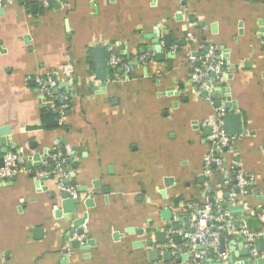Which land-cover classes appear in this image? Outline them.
<instances>
[{
	"label": "crops",
	"instance_id": "obj_1",
	"mask_svg": "<svg viewBox=\"0 0 264 264\" xmlns=\"http://www.w3.org/2000/svg\"><path fill=\"white\" fill-rule=\"evenodd\" d=\"M0 6V126L11 129L8 152L45 155L42 164L51 167L27 168L0 182V264H193L184 237L175 245L168 234L165 243L156 242L155 234L170 231L166 223H178L180 214H187L182 224L189 228L191 203L207 204L215 216L244 204L242 215L225 219L224 212L214 221L224 252L218 242L201 264H264V251L243 242L248 234L264 238V0H49L47 6L11 0ZM96 46L130 67L108 76L104 91L94 73ZM209 50L220 73L210 85L193 78ZM47 76L57 83V102L68 104L54 127L44 125L50 109L36 82ZM227 95L243 133L224 150L207 137L212 119L227 113ZM53 153L60 155L58 166ZM210 154L219 166L206 161ZM43 171L49 176L36 186ZM237 171L251 185L234 203L229 192ZM68 187L80 201L71 218L86 213L80 248L67 241L74 226L62 212L61 191ZM78 187L93 195L91 206ZM236 220L243 224H229Z\"/></svg>",
	"mask_w": 264,
	"mask_h": 264
},
{
	"label": "water",
	"instance_id": "obj_2",
	"mask_svg": "<svg viewBox=\"0 0 264 264\" xmlns=\"http://www.w3.org/2000/svg\"><path fill=\"white\" fill-rule=\"evenodd\" d=\"M2 10V6H0V11ZM168 37L165 36V43H167V39ZM153 43V47L154 49L157 51V55L161 56V45L159 43V40H152ZM205 51H207V48L205 49ZM204 51V52H205ZM195 55L197 56L198 54L195 53ZM93 57H94V73H95V77L100 80L102 82V87H101V91H104L106 88V82L108 79V62H107V52H106V48L105 46H96L93 48ZM197 66H200L201 62L197 61ZM220 73H216L215 71H209L206 75H202L200 77V81H205L208 85H210V81L209 78H215L217 76H219ZM54 78V77H53ZM65 83H61V86H64ZM53 91L56 93L57 88H54ZM226 91L228 92V89H222V92ZM203 95L209 94L211 97L216 94V92H211L208 93L207 90H203L202 91ZM226 101L225 103H223L222 107L224 108V110L227 111V113H225L222 116V126L225 130V133L229 136H237V135H241L243 133V125H242V120H241V114L237 111H234L235 108L231 102V98L229 95L223 97ZM221 102L220 101H215V105L216 106H221L220 105ZM44 125L45 126H57L58 123L60 122V115L58 114V112L56 111H52L49 110L46 113H44ZM41 124L38 125H27L25 127L26 130L28 129H36L41 127ZM11 134V129L8 125L5 126H0V167L3 166L4 164V159H3V155H5L8 152V148L9 145L7 144L6 141V135ZM228 147H223L224 150H226ZM62 152L64 153L65 150L62 149ZM49 153V151L47 152ZM18 160L19 161H24L25 163V167L30 169L32 167H40V168H46L47 170H50V166H46L42 164V160H45V155H40L38 153H35L31 156H24L21 152H18ZM72 157V155H71ZM32 162V163H31ZM47 177H43L40 178L38 181H35V185L39 186L40 184H42V182L44 181V179H46ZM16 179V175L13 176L11 178V180ZM172 181V179H168L166 180V184H170V182ZM65 184L69 183V179H65L63 181ZM94 184L96 185V182H94ZM43 189H47V187H42ZM106 191H108V188H105ZM52 193V191H51ZM77 193H87V189L86 187H78L77 189ZM53 194V193H52ZM61 195H62V200H61V209L62 212L67 214L68 219H71L73 222V226L74 229H71V231L69 232V238L67 239V241H69L70 246L72 248H80L82 247V244L84 242H86L85 238H82L81 236H84L85 231L83 228L79 227V225H81L85 218H86V213H83V215L77 219H72L71 218V214L74 213L76 211V206L78 205V200L75 197L71 196V191L69 189H65L61 191ZM84 205L86 207H89L93 204V195L92 194H88L87 193V197L84 199ZM58 210L57 211V215L59 214V212L61 211ZM244 209V204H239V205H228L224 210L222 209L219 213L223 214L224 212L227 213V216L225 217V219L228 218V216H233V215H242V210ZM237 212H233V211ZM187 214H180L177 216V220H178V224L177 222H169L166 223L165 227L169 228L170 231L165 232L164 229L162 230H157L155 231L156 234V242L158 243H165L167 240L165 239L166 234L171 236L172 242L175 245H178L181 243V241H183V235L182 233L186 231V227L182 224V216H185ZM168 218V217H167ZM166 219V218H165ZM210 224L209 222H207V225ZM230 225H233L234 227H238V225L243 224V222L241 220H236V221H230L229 222ZM182 225V226H181ZM151 230V227H147V229L145 230L146 232H149ZM221 229L218 230V232H220ZM133 231V230H130ZM181 232V233H179ZM224 233L228 232V228L225 227L223 229ZM138 233H142V230L138 231ZM73 235H75V237H73ZM238 236H242V234L240 232H238L237 234ZM164 236V237H163ZM163 237V238H162ZM196 242H198L196 240ZM218 242H219V246H221L220 252L223 253L224 250L222 249V243H223V236H219L218 238ZM243 242L244 243H249L248 237H244L243 238ZM87 243L89 244H93L92 240H87ZM153 240L152 239H147L146 241H144V244L148 247L153 245ZM143 244V243H142ZM252 244H254V248L256 252H262L264 251V238L263 237H255L252 241ZM200 248V247H199ZM203 248H209L211 251L215 248L214 245H207L205 247H201ZM248 247L244 250H242V253H247L248 252ZM158 252L157 249H150V254L155 255ZM162 257L165 260L170 259V255L168 252H164L162 254ZM183 258L186 257V255L182 256ZM212 263L214 261H211ZM259 264H262L263 261L262 260H258ZM217 264H222L221 260H217Z\"/></svg>",
	"mask_w": 264,
	"mask_h": 264
},
{
	"label": "built area",
	"instance_id": "obj_3",
	"mask_svg": "<svg viewBox=\"0 0 264 264\" xmlns=\"http://www.w3.org/2000/svg\"><path fill=\"white\" fill-rule=\"evenodd\" d=\"M11 0H0V4H5L10 2ZM44 6L48 5L49 0H40ZM108 68H110L113 72L120 67L125 73H129L130 67L126 64L123 59L118 56L116 53H110L107 57ZM203 69H199L198 74L193 76L194 79H197L198 76L201 77L202 75H206L209 71H217V64H215L214 54L213 51L209 50L207 54H205L204 59L202 61ZM38 87L40 91L43 93L44 97L48 101V108L52 111L58 112L60 115V124H61V117H63L66 109L68 108L67 103L61 102L59 104L57 102L58 96L54 93L53 89L56 87L57 83L54 79L50 76L47 77H38L36 79ZM224 115L223 112H219L213 119H212V126L213 130L207 139L213 144L215 148H222V147H230L234 142V136H229L225 133V130L222 126V116ZM51 160H53L58 166L60 163V155L58 153H53L51 156ZM4 164L0 167V182H5L10 180L13 176L17 175L21 171L28 172L29 170L24 166V163L18 160V157L11 152H7L3 155ZM207 162L214 161L217 166L220 165L219 159L213 157L210 154L206 158ZM38 172V171H37ZM36 172V173H37ZM42 172L44 177H48L49 172ZM207 173L211 171L209 169L206 170ZM37 174H40L39 172ZM236 185L235 189L229 192V196L231 197L234 203L242 202L244 195L247 193L248 188L251 185V180L248 176L242 171H237L236 175ZM68 189L73 194V197L77 195L74 193L73 187H68ZM192 204V205H191ZM189 206L192 208L189 216H188V225L189 228L186 229L185 232L182 233L183 237L185 238V249L187 253L190 254L192 258L193 264H201L202 260L208 256V248H201L207 245H214L216 246L218 243L219 233L216 230L214 221L220 220L223 215L215 216L211 212V208L205 204L204 206H197L196 204L191 203ZM207 222L210 224L207 225ZM242 232V231H241ZM243 233H246L243 231ZM257 234H248L249 245L252 246V241ZM196 240L198 242H196ZM200 247V248H199ZM215 249V248H214Z\"/></svg>",
	"mask_w": 264,
	"mask_h": 264
},
{
	"label": "trees",
	"instance_id": "obj_4",
	"mask_svg": "<svg viewBox=\"0 0 264 264\" xmlns=\"http://www.w3.org/2000/svg\"><path fill=\"white\" fill-rule=\"evenodd\" d=\"M108 76H112V73H114L110 68L108 69Z\"/></svg>",
	"mask_w": 264,
	"mask_h": 264
}]
</instances>
